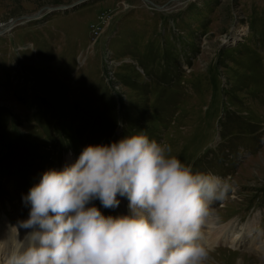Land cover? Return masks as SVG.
<instances>
[{"label":"rangeland","instance_id":"1","mask_svg":"<svg viewBox=\"0 0 264 264\" xmlns=\"http://www.w3.org/2000/svg\"><path fill=\"white\" fill-rule=\"evenodd\" d=\"M77 1L0 0V225L17 231L44 172L143 132L193 170L231 177L202 229L206 264H264V0H85L46 12ZM118 199L92 203L127 214Z\"/></svg>","mask_w":264,"mask_h":264},{"label":"clouds","instance_id":"2","mask_svg":"<svg viewBox=\"0 0 264 264\" xmlns=\"http://www.w3.org/2000/svg\"><path fill=\"white\" fill-rule=\"evenodd\" d=\"M232 191L231 177L193 170L143 132L89 145L23 197L28 217L14 226L4 264H206L202 229ZM118 196L127 214L106 216L92 203L116 208Z\"/></svg>","mask_w":264,"mask_h":264},{"label":"water","instance_id":"3","mask_svg":"<svg viewBox=\"0 0 264 264\" xmlns=\"http://www.w3.org/2000/svg\"><path fill=\"white\" fill-rule=\"evenodd\" d=\"M85 0H78L77 2L71 4V5H58V6H48L47 7V13H52V12H58V11H62V10H65L67 8H73L74 5H77V4H80L82 2H84ZM45 12V13H46ZM44 14V13H43ZM32 18H38L41 16V13L40 12H37L35 13L34 15H30Z\"/></svg>","mask_w":264,"mask_h":264},{"label":"bare ground","instance_id":"4","mask_svg":"<svg viewBox=\"0 0 264 264\" xmlns=\"http://www.w3.org/2000/svg\"><path fill=\"white\" fill-rule=\"evenodd\" d=\"M228 230H229V229H228ZM0 232H4V230H1V229H0ZM4 233L6 234V232H4ZM226 234H227V233H225L224 230L222 229L220 235H226ZM24 235H25V231H24V234L21 235V236H19V237H20L21 239H23V238H24ZM216 235L218 236L219 234H216ZM6 236H7L8 239L16 238V237H17V236H14V235H13V236H8L7 234H6ZM217 236L215 237V239L217 238ZM236 237H238L237 234H236ZM231 241H232V240H231ZM209 248H210V247H209Z\"/></svg>","mask_w":264,"mask_h":264}]
</instances>
